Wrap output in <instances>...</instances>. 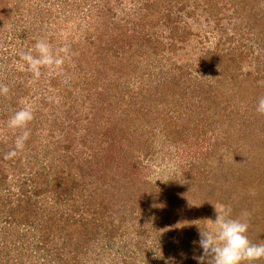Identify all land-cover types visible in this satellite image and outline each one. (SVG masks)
<instances>
[{"label": "trees", "instance_id": "trees-1", "mask_svg": "<svg viewBox=\"0 0 264 264\" xmlns=\"http://www.w3.org/2000/svg\"><path fill=\"white\" fill-rule=\"evenodd\" d=\"M229 7L234 17L222 15ZM249 9L244 0H0V20L14 23L17 41L15 67L2 74L15 76L9 82L15 94L9 91V103H0V264H79L81 254L117 246L126 264H161L167 248L162 254L154 248L162 242L146 237L154 240L159 228L172 234L175 221L194 226L211 202H229L236 212L239 184L256 178L245 174L264 147L250 162L227 160L224 166L215 156L222 157V147L229 155L234 133L208 134L205 121L207 111L220 114L227 108L219 105L232 102L221 93L226 84L254 103L264 97V85L254 82L252 71H241L235 57L244 40L236 17ZM207 21L209 27L199 28ZM25 37L30 45H23ZM38 40L63 63L49 74L42 67L32 85L21 54L36 56ZM193 52H199L196 66ZM30 94L31 103H21ZM237 105L228 113L230 123L240 114ZM24 107L34 116L30 135L8 156L23 131L10 129L8 121ZM250 118H241L239 131L263 141L264 131L251 127ZM171 146L182 184L157 176ZM191 190L196 203L191 197L181 202L179 192ZM132 232L134 247L127 241L121 246ZM251 235L252 243L264 244ZM155 250L162 259L154 258Z\"/></svg>", "mask_w": 264, "mask_h": 264}, {"label": "rangeland", "instance_id": "rangeland-1", "mask_svg": "<svg viewBox=\"0 0 264 264\" xmlns=\"http://www.w3.org/2000/svg\"><path fill=\"white\" fill-rule=\"evenodd\" d=\"M12 1H10L11 3ZM245 6L249 9V12L247 16L242 17V14H238L240 16H235L237 19V22L239 23V29H238V37L241 39H244L242 42V47H240L238 50L235 51V57L237 59H240L241 66L244 73L247 71L253 72V77H256V80L254 82L264 85V19L260 15H264V0H244ZM230 8V7H229ZM222 15L225 16H233V9L230 8L228 10L227 8L223 10ZM259 14V15H258ZM224 20V19H223ZM222 20V21H223ZM206 28L208 26L206 22L202 23V25L199 28ZM256 26V28L254 27ZM260 27V28H259ZM262 28V29H261ZM45 30V31H44ZM228 30V29H227ZM42 31L46 32V29H42ZM25 33L26 36H30V32H22ZM41 33V32H38ZM44 38V35L42 36ZM15 39V27L14 23L12 21H6L3 22L0 20V85H6L9 89V91H13V94H15L14 87L15 84H9V82H14V79H11L6 74L2 75L4 71L11 70V68L15 67V60L11 57L12 52L15 50V44L17 41ZM63 40V39H62ZM242 41V40H241ZM18 44L22 42V39H18ZM216 42V40H215ZM28 43L30 45V42L27 37L23 40V45ZM214 44V42L212 43ZM210 46L209 42H205L204 49L208 48ZM169 47V46H167ZM30 48V47H29ZM13 50V51H12ZM199 52H201V49L198 47ZM199 52H196L199 54ZM33 53V51H31ZM194 53V52H193ZM191 53L190 58L191 62L195 64L197 62L198 55L196 53ZM6 61V62H5ZM6 63V64H4ZM13 65V66H12ZM25 63H23V66ZM13 67V68H14ZM24 72H26V69H24ZM52 72V68L49 69L46 73L49 74ZM242 82L243 85L246 87L248 83L250 82V78H246V74L242 76ZM248 77V76H247ZM244 79H248L245 82ZM37 82V77L33 76L30 77L28 80V83H31L34 85V83ZM241 81L238 82L239 84L242 83ZM30 84V85H31ZM227 85V86H226ZM224 87H222V92L224 94V97L228 96L232 102L227 105H219L221 107H226L227 109H221V113L218 114L220 111H207V118L208 120L205 121V123H208V125H211L210 132L211 133H220L222 134L224 131L227 132V134H230L228 132V129L231 133H234L232 135V138L230 139V146L233 147L228 154L224 153V147L221 148V156L222 157H216L219 158L218 161H222V164L225 166V163H227V160L234 161L235 159L240 160L242 163L250 162V160H253L252 158L255 156V153L259 149H263L264 147V140H256L254 139L252 142V139L249 136H245L241 131H239L240 126L244 124L243 120L241 118L246 117V115L251 116V123L249 122L250 126L255 128L257 131H261L263 133L264 131V114H259L256 111L258 101L255 103L251 101L250 99H246V94H239V89L235 88L233 84H226ZM235 89L237 90V93L235 92ZM9 91L7 94H0V103H2V100L4 99V102L9 103L7 101V98H9ZM31 96V97H30ZM30 97V98H29ZM32 95L30 94L27 97H24L21 101L23 104L29 105L31 103ZM260 98V96H258ZM251 102L252 104H249ZM237 103L239 106V112L240 114H236L234 119L236 122H229V116L228 113L233 110L232 106L233 104ZM248 103V104H247ZM249 107L247 112H243L245 109V106ZM238 105L236 107V111H238ZM214 115V116H213ZM241 119V121H240ZM250 121V120H249ZM243 123V124H242ZM242 124V125H241ZM209 128V127H208ZM248 129V128H247ZM217 131V132H216ZM226 134V136H227ZM225 136V137H226ZM231 136V135H228ZM249 139L251 140H248ZM260 139V138H259ZM264 139V138H263ZM224 140V139H223ZM169 151V155L171 156L170 159H164V162L162 163L161 167L157 164H154L156 168H159V171L157 172V176L160 178H169V177H176L177 180H179V183L181 184L185 181V176L182 174V171L178 169L177 162L179 161L177 152L173 146ZM255 162V166L252 170H248L245 174L248 178L244 181L241 180L239 187L237 189L238 192V198H240V202L236 204V207L238 208L236 212L230 206L231 204L229 202L225 203L222 202L220 204L224 205L227 208L231 209V218H242V213L248 212L250 213V216L247 218L249 228L247 231V236L250 233L253 240L257 241L259 240L264 241V224H259L257 221L263 220L264 223V151L260 155H258ZM225 163H224V162ZM163 168V170H162ZM162 170V172L160 171ZM257 171V173H256ZM256 173V174H255ZM258 181L261 182L258 184ZM243 182H245L243 184ZM184 186V185H183ZM185 189V188H183ZM193 191L191 190V194L188 192L186 195L179 192L180 196L182 197V200H188L191 197L192 203H196V199H193L192 195ZM216 214L214 212V208L212 207L209 212L205 216H202L200 219V222L197 223L202 228H205L208 221L206 219H212L215 220ZM258 219V220H257ZM179 220V219H178ZM179 223V224H178ZM147 226L150 228L152 226V220L146 223ZM172 224V223H171ZM186 225L181 224L179 221H175V227L173 229V233L168 235L164 228H159L158 231L154 232L155 239L146 237L150 243H154L152 241H160L162 242V246L157 247L154 246V248L158 251H165V247L168 250V253L165 257V260L161 264H199V261L197 259H194L195 256H200L202 254V249L199 247L198 243H194V241H199V230L198 226L195 223V225H189V222H185ZM262 225V226H260ZM259 226V227H258ZM132 228V227H131ZM164 230V231H163ZM152 231V230H151ZM252 231V232H251ZM135 232H132L131 234H128L126 236V239H120L121 246L124 241H129L132 238V241H135L137 238L134 234ZM171 241H173V244L171 245ZM255 244V243H254ZM259 244V243H258ZM156 245V244H153ZM175 245L180 247L181 254H177V251L173 248ZM12 244H9L8 247L11 249H14L12 247ZM128 246H133L132 243L128 242ZM162 248V250H161ZM98 250V249H97ZM13 251V250H12ZM153 250H148V255L152 254ZM95 250H92L90 253L81 254L79 258V264H111L112 262H115V264H126L125 261L122 259L124 256L122 255L120 251V246L117 247H111L108 250L102 251L103 253H98L96 255ZM166 252V251H165ZM97 257V258H95ZM146 259V258H144ZM145 261V260H143ZM141 262L139 264H148ZM11 263V260L9 261ZM156 263V262H154ZM138 264V263H137Z\"/></svg>", "mask_w": 264, "mask_h": 264}, {"label": "clouds", "instance_id": "clouds-1", "mask_svg": "<svg viewBox=\"0 0 264 264\" xmlns=\"http://www.w3.org/2000/svg\"><path fill=\"white\" fill-rule=\"evenodd\" d=\"M36 56L31 51L22 53L21 58L27 63L28 70L34 76L39 77L42 67H59L63 63V58L59 53H53L50 45L44 40H38L35 44ZM9 91L6 85H0V94H7ZM256 111L264 114V97L258 100ZM34 118L30 108L24 107L16 111L8 121V127L12 130H23L17 136L15 149L8 156H14L16 150H22L25 141L29 138L27 125ZM216 214L215 220L208 221L205 228L197 224L199 230V247L202 249L200 256L194 259L199 264H253L254 261L264 259V244H254L247 236L249 228L247 218L250 213H242V218H231V209L219 203H212ZM197 206V205H196ZM200 206V205H199ZM154 258H163L155 250Z\"/></svg>", "mask_w": 264, "mask_h": 264}]
</instances>
